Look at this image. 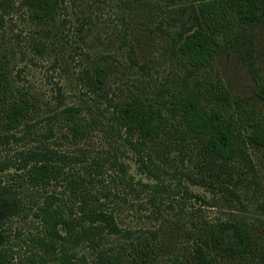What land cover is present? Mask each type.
<instances>
[{
    "label": "trees",
    "instance_id": "1",
    "mask_svg": "<svg viewBox=\"0 0 264 264\" xmlns=\"http://www.w3.org/2000/svg\"><path fill=\"white\" fill-rule=\"evenodd\" d=\"M21 3L36 22L47 25L56 21L64 0ZM261 16L259 0L196 1L168 43L175 73L133 84L118 101L106 88L109 61L98 57L87 62L82 82L105 99L107 123L155 182L134 178L119 160L118 154L125 152L119 145L110 158L79 167L74 165L83 157L48 145L22 148L0 159V264H186L178 254H164L157 231L150 230L148 237L143 229L121 225L117 205L125 195L110 185L109 177L130 191L151 190L153 198L163 191L181 196L185 206L193 199L208 202L189 184L214 195L235 193L230 187L237 178L233 163L250 159V148H264V113L234 97L209 68L218 48ZM80 42L78 52L86 55L83 37ZM46 46L43 39L32 42L41 54ZM256 93L264 100V83L257 82ZM32 103L31 90L16 81L9 50L0 46V140H21L32 133L27 121ZM47 119L50 131L57 121L74 141L105 125L91 104H66ZM21 128L25 131L17 136ZM233 227L237 241L230 242L227 228L206 223L191 261L222 264L220 257L256 250L249 226L237 222Z\"/></svg>",
    "mask_w": 264,
    "mask_h": 264
},
{
    "label": "rangeland",
    "instance_id": "2",
    "mask_svg": "<svg viewBox=\"0 0 264 264\" xmlns=\"http://www.w3.org/2000/svg\"><path fill=\"white\" fill-rule=\"evenodd\" d=\"M196 1L64 0L56 21L45 25L36 22L21 0H0V46L9 50L17 83L29 88L33 97L27 117L33 125L32 133L21 140H0V159L22 148L48 145L83 157L82 162L74 165L79 167L99 158H110L119 145L125 151L118 154L119 160L126 163L134 178L155 182L139 169L136 153L129 149L117 129L107 123L103 114L104 111L108 114L105 99L85 85L81 77L87 62L105 57L110 63L108 95L118 101L126 96L129 87L135 88L133 84H146L151 77L163 79L175 73L168 43L188 20L190 7ZM259 1L261 19L239 27L237 38L218 48L209 71L243 104L264 113V100L256 93L257 82L264 83V0ZM82 37L86 55H80L77 49ZM34 39L47 42L43 54L32 47ZM66 104L93 105L105 125L78 141L67 137L66 127L57 121L50 131L47 117ZM1 115L2 112L0 120ZM1 130L0 125V133ZM24 131L21 128L15 134L20 136ZM249 152L250 159L233 163L237 178L230 187L235 193L214 195L204 187L189 184L207 203L193 199L185 206L181 196L164 191L153 198L151 190L130 191L109 177L110 185L118 188L121 196L125 195L117 205L121 225L143 229L148 237L150 230L157 231L166 256L178 254L186 264H194L192 248L200 241L206 223L227 228L228 239L234 242L237 239L233 223L241 222L251 229L256 250L241 256L220 257L221 263L264 264V148L253 147Z\"/></svg>",
    "mask_w": 264,
    "mask_h": 264
}]
</instances>
